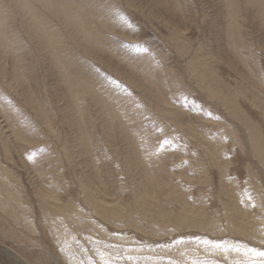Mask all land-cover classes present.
I'll list each match as a JSON object with an SVG mask.
<instances>
[{
	"label": "rangeland",
	"instance_id": "rangeland-1",
	"mask_svg": "<svg viewBox=\"0 0 264 264\" xmlns=\"http://www.w3.org/2000/svg\"><path fill=\"white\" fill-rule=\"evenodd\" d=\"M247 249L264 251V0H0V264Z\"/></svg>",
	"mask_w": 264,
	"mask_h": 264
},
{
	"label": "snow or ice",
	"instance_id": "snow-or-ice-1",
	"mask_svg": "<svg viewBox=\"0 0 264 264\" xmlns=\"http://www.w3.org/2000/svg\"><path fill=\"white\" fill-rule=\"evenodd\" d=\"M207 243V242H205ZM216 247H220V245H216ZM239 251V249H237ZM246 256H250L248 264H264V251H257L255 249H247L245 251ZM252 257L260 258V259H252Z\"/></svg>",
	"mask_w": 264,
	"mask_h": 264
},
{
	"label": "bare ground",
	"instance_id": "bare-ground-1",
	"mask_svg": "<svg viewBox=\"0 0 264 264\" xmlns=\"http://www.w3.org/2000/svg\"><path fill=\"white\" fill-rule=\"evenodd\" d=\"M46 205V204H45ZM59 212L60 213H62L63 212V210L62 209H59ZM55 230H57V231H59V228H58V226L56 225L55 226V228H54ZM69 253V255H71V252H68Z\"/></svg>",
	"mask_w": 264,
	"mask_h": 264
}]
</instances>
